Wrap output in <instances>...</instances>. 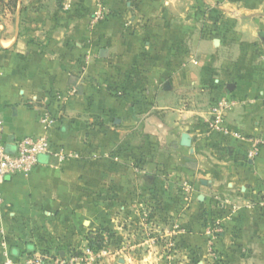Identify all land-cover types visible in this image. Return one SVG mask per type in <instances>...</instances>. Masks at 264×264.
I'll list each match as a JSON object with an SVG mask.
<instances>
[{
	"label": "crops",
	"instance_id": "crops-1",
	"mask_svg": "<svg viewBox=\"0 0 264 264\" xmlns=\"http://www.w3.org/2000/svg\"><path fill=\"white\" fill-rule=\"evenodd\" d=\"M205 1L221 18L214 36L200 31L195 0L0 7L7 149L44 135L77 154L60 163L40 155L29 174L2 183L1 231L40 220L55 224L64 242L79 238L86 223L89 236L103 224L113 239L126 235L119 225L139 220L131 209L143 206L147 190L175 264H264V146L248 155L252 139L264 138V0ZM99 12L107 15L96 24ZM72 88L64 103L52 98ZM38 107L54 124L40 123ZM213 107L243 139L214 130ZM212 219L220 223L216 235ZM128 246L122 264H158Z\"/></svg>",
	"mask_w": 264,
	"mask_h": 264
},
{
	"label": "rangeland",
	"instance_id": "rangeland-1",
	"mask_svg": "<svg viewBox=\"0 0 264 264\" xmlns=\"http://www.w3.org/2000/svg\"><path fill=\"white\" fill-rule=\"evenodd\" d=\"M16 1L0 0V7L11 5L12 2L14 5ZM192 13L202 33L213 36L217 34L216 23L221 18L218 11L211 8L205 0H195ZM106 15L100 12L94 13L91 19H96V24H98L105 19ZM68 154L69 157L77 156L75 152L71 151ZM130 162L133 166V160ZM151 196L147 190H145V194H140L141 199L139 200H142L140 203L143 206L139 207L137 211L134 208L131 209L133 213L135 211V214H138L139 220L131 218L132 221L129 222V225H119L120 232V229L127 228L126 235L117 233L113 239H111L109 227L103 224L93 235L89 236L90 231L86 230L88 227L86 223L85 228L81 226L79 238L74 240L67 238L68 241L62 242L55 224L37 220L29 225L21 220H16L15 223L5 225L6 228L3 231L0 229V264H4L8 258L15 264H28V261L34 258H40L46 264H57L58 261L60 264L75 258L73 264H122L120 259L127 253L126 250H121L124 245L131 247L129 250L131 253L136 251V248L132 246L138 245L140 250L136 251L135 255L137 256L135 257L145 255L140 257L145 263L175 264L177 261L174 259L175 248L170 240L171 237L165 236L163 231H158L155 222H153L155 218L150 202ZM213 220L209 222L211 234V229L214 227ZM96 235H101V238L95 237ZM89 241L94 242L91 248L88 246Z\"/></svg>",
	"mask_w": 264,
	"mask_h": 264
},
{
	"label": "built area",
	"instance_id": "built-area-1",
	"mask_svg": "<svg viewBox=\"0 0 264 264\" xmlns=\"http://www.w3.org/2000/svg\"><path fill=\"white\" fill-rule=\"evenodd\" d=\"M75 89H70L65 94H56L52 96L53 99H57L59 102L64 103L68 95L74 93ZM45 101V100H44ZM47 101V98H46ZM222 106V100L219 101V107ZM220 108L213 107L212 112L214 115L213 128L216 132H220L225 136H231L235 139H243L244 136L241 133L231 131L230 129L222 125V114L219 111ZM39 121L46 127L54 124L55 118L51 116L50 111L46 108H39ZM14 151L10 152L2 138V120L0 119V207L3 205V196L1 192V185L4 181L15 174H29L37 165L38 157L40 155H49L56 162L60 163L65 158L69 157V154L61 147L54 146L48 140L46 136H27L15 140L13 143ZM264 146V138H253L251 148L248 150L250 157L256 156L260 148ZM214 227L211 229L212 235H216L221 231L220 223L214 219ZM76 259V258H75ZM75 259H70L69 262H61L60 264H73ZM60 261L57 262L59 264ZM4 264H15L11 259H6ZM28 264H46L40 258H34L28 261Z\"/></svg>",
	"mask_w": 264,
	"mask_h": 264
},
{
	"label": "water",
	"instance_id": "water-1",
	"mask_svg": "<svg viewBox=\"0 0 264 264\" xmlns=\"http://www.w3.org/2000/svg\"><path fill=\"white\" fill-rule=\"evenodd\" d=\"M105 52H106V49H105V48H101V49L99 50V56L102 57V56L105 54ZM232 87H233L232 84H228V85H227V88H228V89H231ZM180 144L183 145V146H186V145L189 144L188 137H187L186 134H182V135H181Z\"/></svg>",
	"mask_w": 264,
	"mask_h": 264
},
{
	"label": "trees",
	"instance_id": "trees-1",
	"mask_svg": "<svg viewBox=\"0 0 264 264\" xmlns=\"http://www.w3.org/2000/svg\"><path fill=\"white\" fill-rule=\"evenodd\" d=\"M95 237H97V238H101V235H96ZM92 241V240H91ZM91 241H89V244H88V246L91 248L92 247V245L94 244V242H91ZM93 241H95V240H93Z\"/></svg>",
	"mask_w": 264,
	"mask_h": 264
}]
</instances>
